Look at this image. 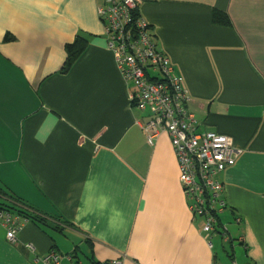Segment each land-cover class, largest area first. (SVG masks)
Segmentation results:
<instances>
[{
  "label": "crops",
  "instance_id": "1",
  "mask_svg": "<svg viewBox=\"0 0 264 264\" xmlns=\"http://www.w3.org/2000/svg\"><path fill=\"white\" fill-rule=\"evenodd\" d=\"M102 3L0 0V206L19 199L46 222L21 218L15 242L0 224V264H37L51 250L82 264H216L169 136L147 142L149 111L133 106L107 49ZM139 12L199 131L242 150L223 176L231 240L213 237L235 264H264V0H142ZM79 35L87 48L62 74Z\"/></svg>",
  "mask_w": 264,
  "mask_h": 264
},
{
  "label": "built area",
  "instance_id": "2",
  "mask_svg": "<svg viewBox=\"0 0 264 264\" xmlns=\"http://www.w3.org/2000/svg\"><path fill=\"white\" fill-rule=\"evenodd\" d=\"M142 0H103L97 13L104 27L107 49L115 58L121 78L132 85L130 100L141 111H149L142 124L147 142L154 146L167 134L174 148L179 180L193 221H201V231L212 238L221 235L231 240L221 215L227 210L223 176L236 164L242 150L234 140L214 132H200L188 109L186 86L169 59L156 47L149 24L139 12ZM19 218L0 210V224L9 241L17 240ZM28 248L34 251L33 245ZM37 264H82L72 255L54 250L35 259ZM109 264H123L116 259Z\"/></svg>",
  "mask_w": 264,
  "mask_h": 264
},
{
  "label": "trees",
  "instance_id": "3",
  "mask_svg": "<svg viewBox=\"0 0 264 264\" xmlns=\"http://www.w3.org/2000/svg\"><path fill=\"white\" fill-rule=\"evenodd\" d=\"M214 22L216 24H229L228 18L221 12H214L213 15ZM87 40L83 38L82 36H78L76 40L72 44H68L66 46V51H67V61L65 63V66L63 70L61 71L62 74H68L71 70V68L74 66L76 61L82 56V54L85 52L87 48ZM1 193V192H0ZM2 195H4L2 193ZM5 196V195H4ZM11 197V202H13L15 205H4L0 206V210H5L8 212H11L16 218H25L28 219L35 224H45L46 222L44 219L39 216L40 214L37 212L30 213L27 204H24L21 200L19 199H13Z\"/></svg>",
  "mask_w": 264,
  "mask_h": 264
},
{
  "label": "rangeland",
  "instance_id": "4",
  "mask_svg": "<svg viewBox=\"0 0 264 264\" xmlns=\"http://www.w3.org/2000/svg\"><path fill=\"white\" fill-rule=\"evenodd\" d=\"M212 242L214 243V252L217 255L216 264H235L232 259L233 252L230 244L222 243L219 237H213ZM239 249L240 248L236 247V251Z\"/></svg>",
  "mask_w": 264,
  "mask_h": 264
}]
</instances>
